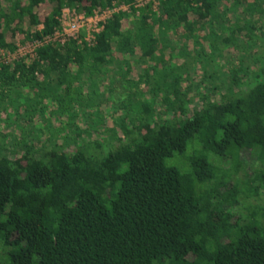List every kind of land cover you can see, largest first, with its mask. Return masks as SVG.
Listing matches in <instances>:
<instances>
[{"label":"trees","instance_id":"16d2710c","mask_svg":"<svg viewBox=\"0 0 264 264\" xmlns=\"http://www.w3.org/2000/svg\"><path fill=\"white\" fill-rule=\"evenodd\" d=\"M113 1L91 43L0 64V264H264V63L239 59L264 0H0V49Z\"/></svg>","mask_w":264,"mask_h":264},{"label":"built area","instance_id":"2783aa9c","mask_svg":"<svg viewBox=\"0 0 264 264\" xmlns=\"http://www.w3.org/2000/svg\"><path fill=\"white\" fill-rule=\"evenodd\" d=\"M158 0H134L133 7H141L150 4L152 8L158 11ZM131 4L113 1L110 5L102 8L93 9L90 13H85L77 6H66L62 8L61 14L58 16L59 26L50 34L43 37V40H27L14 42L13 47L0 49V64L20 58L22 56L32 57L35 55L36 47L47 41H57L63 43L70 37L81 38L91 43L94 40L95 33L100 31L107 19L118 11L129 12ZM138 13V11H136Z\"/></svg>","mask_w":264,"mask_h":264},{"label":"rangeland","instance_id":"374dc122","mask_svg":"<svg viewBox=\"0 0 264 264\" xmlns=\"http://www.w3.org/2000/svg\"><path fill=\"white\" fill-rule=\"evenodd\" d=\"M246 18H253V20L255 21L256 24L260 25V28H262V33L261 35H259L260 38H258L257 40H255V42H250L247 43L245 45V47L248 49V51L244 52L243 55H240L239 59H244L243 62H248V64H251V70L257 69V64H262L264 63V18H261L259 13H255V14H245ZM208 27H205V30ZM180 40V41H179ZM181 41H183L182 38H178V42L181 43ZM184 41L186 43H189V48L192 47V42L191 40H185ZM234 53V57L230 58L229 57H220L217 58V63H214L210 68L212 70H214L217 74V76H224V72L226 69V63L227 62H231L233 65L235 63L238 62L237 57L239 54H237V52H233ZM256 56V58L258 60H256V58L254 57ZM192 57V56H191ZM229 59V61H228ZM189 60V59H188ZM256 60V61H254ZM240 62V60H239ZM113 64H111L110 67L105 68L104 66L101 67V71H98L96 73H94L90 78H88V80H86L87 82H92L91 79H93L94 83L96 84V90H97V95H99V97H102L101 95L104 92V89L107 88V83H108V79L109 81H111L112 79H114V77H119L120 74L118 73L117 76H115V72L113 71L112 68ZM193 65H191V69H192V73L194 77H197V75H199L200 70L197 67L196 72H194V69L192 68ZM114 67V66H113ZM104 88V89H103ZM108 92V90H107ZM18 125H19V121L16 120L13 124L10 125V123H7V125L2 124L0 125V132H7L8 134H10L11 132L14 133L15 130L17 131L18 129ZM14 131V132H13ZM36 132V131H35ZM29 134V133H27ZM32 136L35 134H31ZM9 135L5 136V140L9 141ZM17 147V146H16ZM253 171V164L250 163L248 165V167L246 168V172L250 175L252 174Z\"/></svg>","mask_w":264,"mask_h":264}]
</instances>
